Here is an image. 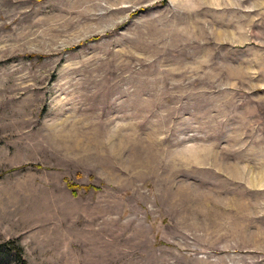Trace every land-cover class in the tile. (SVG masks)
<instances>
[{
    "label": "rangeland",
    "instance_id": "1",
    "mask_svg": "<svg viewBox=\"0 0 264 264\" xmlns=\"http://www.w3.org/2000/svg\"><path fill=\"white\" fill-rule=\"evenodd\" d=\"M22 262L264 264V0H0Z\"/></svg>",
    "mask_w": 264,
    "mask_h": 264
},
{
    "label": "trees",
    "instance_id": "2",
    "mask_svg": "<svg viewBox=\"0 0 264 264\" xmlns=\"http://www.w3.org/2000/svg\"><path fill=\"white\" fill-rule=\"evenodd\" d=\"M18 252H20V254H22V251L18 250ZM18 259H19V261L21 262L20 257H18ZM22 263H23V262H22ZM23 264H25V263H23Z\"/></svg>",
    "mask_w": 264,
    "mask_h": 264
}]
</instances>
